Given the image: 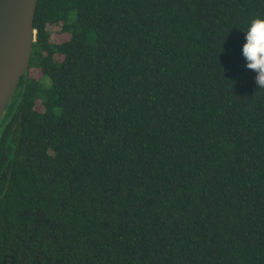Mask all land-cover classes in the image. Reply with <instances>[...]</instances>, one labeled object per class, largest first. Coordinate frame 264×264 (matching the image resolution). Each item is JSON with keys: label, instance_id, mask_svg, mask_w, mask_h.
<instances>
[{"label": "trees", "instance_id": "16d2710c", "mask_svg": "<svg viewBox=\"0 0 264 264\" xmlns=\"http://www.w3.org/2000/svg\"><path fill=\"white\" fill-rule=\"evenodd\" d=\"M264 0H38L0 118V264H264Z\"/></svg>", "mask_w": 264, "mask_h": 264}, {"label": "water", "instance_id": "95a60500", "mask_svg": "<svg viewBox=\"0 0 264 264\" xmlns=\"http://www.w3.org/2000/svg\"><path fill=\"white\" fill-rule=\"evenodd\" d=\"M37 1L0 0V118L30 59Z\"/></svg>", "mask_w": 264, "mask_h": 264}, {"label": "clouds", "instance_id": "9594fccd", "mask_svg": "<svg viewBox=\"0 0 264 264\" xmlns=\"http://www.w3.org/2000/svg\"><path fill=\"white\" fill-rule=\"evenodd\" d=\"M243 32L241 55L245 67L255 73L257 87L264 88V16L253 18Z\"/></svg>", "mask_w": 264, "mask_h": 264}]
</instances>
